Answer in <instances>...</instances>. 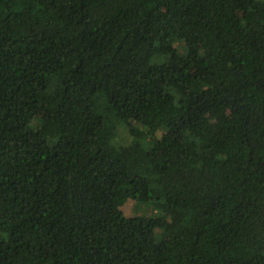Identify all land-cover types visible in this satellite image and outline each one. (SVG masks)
<instances>
[{
  "label": "trees",
  "instance_id": "1",
  "mask_svg": "<svg viewBox=\"0 0 264 264\" xmlns=\"http://www.w3.org/2000/svg\"><path fill=\"white\" fill-rule=\"evenodd\" d=\"M0 264H264V0H0Z\"/></svg>",
  "mask_w": 264,
  "mask_h": 264
},
{
  "label": "rangeland",
  "instance_id": "2",
  "mask_svg": "<svg viewBox=\"0 0 264 264\" xmlns=\"http://www.w3.org/2000/svg\"><path fill=\"white\" fill-rule=\"evenodd\" d=\"M235 117H236L235 111L226 110L219 114H212V115L207 114L203 117V119L205 120V122H208V123H220V122L227 121ZM139 208H140L139 204H136L132 200H128L122 209L126 215L131 216L137 212L140 213Z\"/></svg>",
  "mask_w": 264,
  "mask_h": 264
}]
</instances>
